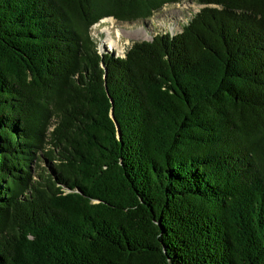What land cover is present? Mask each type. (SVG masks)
Listing matches in <instances>:
<instances>
[{
	"label": "trees",
	"instance_id": "16d2710c",
	"mask_svg": "<svg viewBox=\"0 0 264 264\" xmlns=\"http://www.w3.org/2000/svg\"><path fill=\"white\" fill-rule=\"evenodd\" d=\"M181 1L0 0V264H264V0L90 34Z\"/></svg>",
	"mask_w": 264,
	"mask_h": 264
},
{
	"label": "rangeland",
	"instance_id": "374dc122",
	"mask_svg": "<svg viewBox=\"0 0 264 264\" xmlns=\"http://www.w3.org/2000/svg\"><path fill=\"white\" fill-rule=\"evenodd\" d=\"M200 8L201 5L183 0L163 6L146 20L120 22L107 17L104 21L94 24L90 34L96 42L98 52L107 50L123 56L133 41L150 40L157 33L168 32L174 35L180 32ZM110 40L114 43L112 47ZM41 165L44 166L43 163Z\"/></svg>",
	"mask_w": 264,
	"mask_h": 264
},
{
	"label": "water",
	"instance_id": "95a60500",
	"mask_svg": "<svg viewBox=\"0 0 264 264\" xmlns=\"http://www.w3.org/2000/svg\"><path fill=\"white\" fill-rule=\"evenodd\" d=\"M110 115H111V117H113V110H111ZM114 122H115L116 128H117V135L119 136V126L117 125V122L115 121V119H114Z\"/></svg>",
	"mask_w": 264,
	"mask_h": 264
},
{
	"label": "bare ground",
	"instance_id": "6f19581e",
	"mask_svg": "<svg viewBox=\"0 0 264 264\" xmlns=\"http://www.w3.org/2000/svg\"><path fill=\"white\" fill-rule=\"evenodd\" d=\"M105 19H107V18H104V19H102L101 21H104ZM109 40V39H108ZM110 43H111V47L113 46V42H112V40H110Z\"/></svg>",
	"mask_w": 264,
	"mask_h": 264
}]
</instances>
